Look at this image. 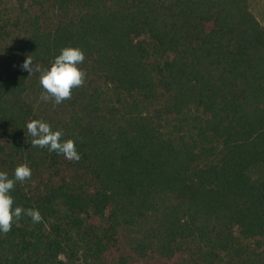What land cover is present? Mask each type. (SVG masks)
Wrapping results in <instances>:
<instances>
[{"label":"trees","instance_id":"obj_1","mask_svg":"<svg viewBox=\"0 0 264 264\" xmlns=\"http://www.w3.org/2000/svg\"><path fill=\"white\" fill-rule=\"evenodd\" d=\"M66 46L84 83L37 111L21 62L47 68ZM37 118L80 159L31 145ZM23 163L13 206L42 219L0 233V264H264V25L249 1L0 0V171Z\"/></svg>","mask_w":264,"mask_h":264},{"label":"clouds","instance_id":"obj_2","mask_svg":"<svg viewBox=\"0 0 264 264\" xmlns=\"http://www.w3.org/2000/svg\"><path fill=\"white\" fill-rule=\"evenodd\" d=\"M85 55L79 47L66 46L58 55L54 56L50 66L41 69L33 59L26 57L21 67L30 74L40 72L39 83L43 89L41 99L60 104L72 95V89L83 85L86 72L80 67ZM31 139V145L55 151L68 159H80L75 141L71 138L62 139V129H54L49 122L42 118L31 119L25 125ZM32 174L27 163L17 165L12 177L5 171H0V233L11 230L14 222L21 218L22 213L31 216L33 222L41 221L38 209H24L21 205H14L11 194L16 181H24Z\"/></svg>","mask_w":264,"mask_h":264},{"label":"rangeland","instance_id":"obj_3","mask_svg":"<svg viewBox=\"0 0 264 264\" xmlns=\"http://www.w3.org/2000/svg\"><path fill=\"white\" fill-rule=\"evenodd\" d=\"M249 6L251 10L254 12V14L257 16L259 21L264 25V0H248ZM22 65V62H21ZM43 89L39 83L38 78L32 73H29V90L27 92V98L28 100L34 104L36 107V110L39 111V108H41L43 99H41V93ZM236 234L240 241L248 244V243H254V239L250 238H244L238 229H236Z\"/></svg>","mask_w":264,"mask_h":264}]
</instances>
